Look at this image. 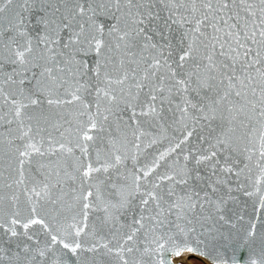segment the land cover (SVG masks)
I'll use <instances>...</instances> for the list:
<instances>
[{
	"label": "water",
	"instance_id": "water-1",
	"mask_svg": "<svg viewBox=\"0 0 264 264\" xmlns=\"http://www.w3.org/2000/svg\"><path fill=\"white\" fill-rule=\"evenodd\" d=\"M247 2L259 14L260 0ZM74 3L83 0H51L48 11L59 8V15L70 18L74 15L70 13ZM88 3L91 7L92 0ZM153 3V11L159 13L156 23L163 27L167 21L177 38L187 31V25L181 28L172 24L169 5L164 0ZM206 3L207 0H196L199 11L193 10L191 2L187 4L188 11L174 9L173 19L179 21L181 15L189 13L202 19L207 11L202 5ZM0 7L4 8L0 12V41L9 44L12 51L16 44H10L11 37L21 45L30 41L33 48L24 65L11 63L8 47L0 55V264H165L167 250L176 245L199 248L209 258L223 259L225 253L230 255L241 243H247L257 264L264 262V158L260 155L264 151V117L245 107L249 100H255L240 83L244 76L238 74L235 82L226 78L221 82L217 76L219 95L226 96L229 89L232 95L226 96L223 103L227 119L218 116L209 123L200 119L202 113L198 110L187 109L183 104L185 98L196 102V92H177L172 87L175 81L171 77L175 75L179 80L183 76L175 63L179 48H168L159 30H154L156 23L146 26L145 35L163 46L162 56L161 48H144L143 40L129 49L126 42L118 40L123 32L112 34L117 21L110 14L90 19L89 12L78 18L70 31L78 32L76 25H83L85 34L96 35L104 49L99 56L93 52L84 57L73 55L71 47L45 43L43 33L36 27L37 12H44L45 0H29L27 6L25 0H11L7 4L0 0ZM130 20L131 17L121 19L119 27L129 30ZM101 23L102 34L97 31ZM192 23L195 26V21ZM21 32L25 35H18ZM61 35L66 44L68 35ZM213 35L209 27L203 35L190 36L187 43H193L198 57L206 52L211 54ZM176 43L173 39L172 45ZM204 43H209L207 49ZM215 51L219 53V44ZM154 57L161 64L166 60L168 67L149 76V72L156 71L150 68ZM70 59L73 65H85L83 76L74 74ZM97 62L103 67L99 75L95 72ZM207 62L205 59L204 63ZM88 65L92 72H87ZM189 67L195 66L188 65L184 71ZM13 75L15 83L7 79ZM251 75L255 77L252 83L259 99L264 75L255 69ZM149 80L168 97L162 104L158 102L159 115L155 118L143 116L139 107H128L129 102L136 103L135 97L144 99L151 85H138ZM236 92L242 95L237 96ZM203 95L201 92L200 96ZM208 95L214 96L215 91ZM74 96L79 99L74 100ZM34 99L39 101L37 105L31 104ZM91 123L96 127L92 128ZM229 130L234 147L239 146L232 159L234 172L240 175H233L227 184H214L216 177L212 176L211 166H197L190 153L199 158L198 150H209L215 137ZM189 131L193 134L185 140ZM85 132L93 139L85 140ZM116 156L120 163L104 171L109 161L115 164ZM89 167L101 170L85 177L83 173ZM143 200L149 203L144 205ZM222 200L226 203L217 211ZM85 203L89 208H83ZM17 214L18 235L11 237L7 229ZM29 217L42 218L47 227L24 229L23 223ZM135 220L140 223H134ZM80 228L84 231L77 236ZM54 235L56 244L51 243ZM127 235H132V240ZM59 241L79 242L81 249L74 255ZM41 251L45 255H40ZM209 258L185 253L170 259L174 264H187L184 259L210 264Z\"/></svg>",
	"mask_w": 264,
	"mask_h": 264
},
{
	"label": "snow or ice",
	"instance_id": "snow-or-ice-1",
	"mask_svg": "<svg viewBox=\"0 0 264 264\" xmlns=\"http://www.w3.org/2000/svg\"><path fill=\"white\" fill-rule=\"evenodd\" d=\"M166 5H169V19L172 20V24H178L181 28L187 25V31H182L180 35L174 37L171 31V24L167 21L161 27L158 23L159 13L153 11L155 7L153 0H92V6H89L88 0H83V3H74L69 17H64L59 15V8L52 11H48L51 5V0H45V10L43 13L37 12L39 19L36 20V27L39 31L43 33L45 43H59L63 48L71 47L73 49V55L87 57L89 54L95 52L97 56L101 55L104 49V44L102 40L97 38L96 35L92 33L85 34L83 25H76L80 28V31H70L73 28L74 22L87 13L91 12V18H96L99 15L110 14L111 18L117 23L112 26V34L117 32H123V35L118 36V40L121 42H126V46L130 49L137 45L140 40H143L144 48H161L160 55H163V46L152 42L151 37L145 35L146 26L156 23V28L154 30H159L161 39L165 41L168 48L171 50L174 47L179 48V53L175 58V63L177 69L183 72L181 79L176 80L175 75L171 77L175 83L172 85L177 92L191 93L196 92L199 99L193 102L191 98H185L183 104L187 109L198 110L202 115L200 119L208 121L209 123L216 120L219 116L220 119H227L224 117L223 103L225 102L226 96H231V89L226 93V96H220L218 91V85H216L217 76L220 77L221 82L226 78L230 82H235L238 79V74L244 76L240 83L248 88L252 93V99L255 100L253 103L251 100L247 102L245 107L252 114H259V116L264 117V87L261 88V95L259 99H256V88L253 86V81L255 77L251 75L253 69L257 73L264 75V0H260V12L257 14L256 10L253 9L252 4L247 2V0H207V3L202 5L207 11L204 12L203 18L200 16L192 15L189 16L181 15L180 20L177 21L173 19L174 9H185L188 11L187 4L191 2L193 4V10L199 11L196 8V0H164ZM3 3H11V0H3ZM29 3V0H25V5ZM246 5V6H245ZM113 8L115 11H113ZM4 8L0 7V12H3ZM117 13H124V16H117ZM125 17H131L129 22L130 29L125 30L119 27V22ZM191 17V19H190ZM182 21V23H181ZM193 21H195V26H193ZM259 21V23H256ZM20 24L23 25L24 21L21 20ZM95 27V24L93 25ZM213 30L214 35L211 37V48L212 53L207 52L204 55L197 56L196 48H194L193 43H187L190 36H195L196 34L203 35L207 28ZM104 25L100 24L97 31L102 34ZM227 29V31H225ZM167 32V34H166ZM61 33L68 35V42L64 43V37ZM20 36H24L25 33H18ZM74 37V39H73ZM176 39L177 43L175 46L172 45V40ZM205 40H208L205 37ZM223 41V42H222ZM10 44H16V50L12 51L9 44H5L0 41V55H2V49L4 47L9 48L10 60L13 65H24L29 61V57L33 52V48L30 46V41L28 45H21L17 42L15 37L10 38ZM219 44L220 51L217 53L215 51L216 45ZM253 45L256 47L253 48ZM203 47L207 49L209 43H204ZM214 57H223L222 60H217ZM207 59V63L204 60ZM155 63L150 65V68L156 69V71L149 72V76H156L157 72L162 67H168L167 61L165 60L161 64V60L158 57H154ZM188 65H194L195 67H189L187 71H184L185 67ZM69 67L74 69V74L84 75L85 65L82 62H76L72 64L71 59L69 60ZM87 72H92L93 69L91 65L87 66ZM103 70L102 65L97 62L95 72L97 75ZM27 71V69L25 70ZM248 73V75H245ZM15 75V74H14ZM14 75L9 76L7 79L15 83ZM159 79V77H158ZM123 83V80L119 81ZM163 82V81H161ZM23 83V81H21ZM151 85V87H149ZM139 87H149V91L144 94V99L140 100L139 96L135 97L136 103L129 102L128 107L136 108L139 107L141 114L145 117H157L159 115L158 102L163 103L168 100V97L164 96L163 89L159 88L157 85L152 84L151 80L148 83L141 82ZM180 86H183L182 89ZM169 91H171L169 89ZM215 91V95H208ZM203 92L204 95L200 96ZM237 96H241V92H236ZM218 97V98H217ZM73 99H79L78 96H74ZM207 101V102H205ZM170 102V101H169ZM38 100H31L32 105H37ZM49 104L53 101L49 99ZM259 105V108H258ZM27 107V106H25ZM179 107V106H178ZM185 109H181L184 111ZM231 111V110H228ZM17 115H19V109H17ZM107 119V117H105ZM235 119V117H233ZM91 127L95 128L96 124L91 123ZM229 132H224L222 135L215 137V143L210 145L209 150H198L199 158L196 154H191V159L195 161L197 166H211L212 176L216 179L213 181L214 184H227L228 180L235 175L239 177V172H234V161L232 155L234 152L239 151V146L235 145V140ZM193 133L188 132L185 136V140L188 139ZM24 135H27L25 133ZM85 140L93 139L92 136L88 135L87 132L84 134ZM264 139V136H262ZM183 143V141L181 142ZM179 146V145H178ZM34 148V145H30ZM39 152V149H34ZM21 155H26V153H21ZM42 155V153H41ZM261 157L264 158V151L260 153ZM251 159V157H249ZM120 163V157H115V164L109 161L107 167L103 170L108 171L109 167H115L116 164ZM101 169H96L89 167L83 174L85 177L90 176L92 172H98ZM243 169H241V172ZM145 172V175H148ZM166 179L171 180L172 177H166ZM211 180V176L209 177ZM215 191V188H213ZM231 192V189H228ZM40 195V193H37ZM89 196L92 193H88ZM151 199H156L151 193H148ZM87 196L84 197L87 200ZM55 203V201H53ZM142 203L147 205L148 200H143ZM226 201H221L217 205V211L221 210V207ZM89 204L85 203L83 205L84 209L89 208ZM262 206H264V198H262ZM171 207H175L172 205ZM192 207H195L193 205ZM171 210V209H170ZM182 219V217H180ZM223 218V217H221ZM144 219V217H141ZM8 223V221H5ZM20 223V216L17 214L15 218L11 220L9 228L7 231L10 233L11 237H16L18 232L16 230V225ZM134 223L139 224L140 220H135ZM190 223V221H189ZM33 226H40L42 229L46 228L42 218L33 219L29 217L26 223H23V228L31 231ZM179 227V225H177ZM255 227V225H253ZM84 229L80 228L76 235H80ZM27 235V233H25ZM132 235H127V239L132 240ZM249 238H251V233H249ZM31 240L32 237L28 236ZM51 243H58L57 236L51 237ZM62 247L72 254H77L81 249V243L73 241L70 243H65L59 241ZM91 250V249H89ZM25 254L29 252V249H24ZM185 253H197L203 258H209L208 253L201 252L199 248L188 247L186 245H176L175 247L167 250V255L165 257V264H174L173 260L170 258H180ZM40 255H45L43 251ZM210 264H257V261L252 258L247 243L238 244L232 249L231 254L225 253L223 259L221 257H211ZM264 264V262H262Z\"/></svg>",
	"mask_w": 264,
	"mask_h": 264
},
{
	"label": "rangeland",
	"instance_id": "rangeland-1",
	"mask_svg": "<svg viewBox=\"0 0 264 264\" xmlns=\"http://www.w3.org/2000/svg\"><path fill=\"white\" fill-rule=\"evenodd\" d=\"M188 264H204L203 262L197 260V259H189L187 260Z\"/></svg>",
	"mask_w": 264,
	"mask_h": 264
},
{
	"label": "bare ground",
	"instance_id": "bare-ground-1",
	"mask_svg": "<svg viewBox=\"0 0 264 264\" xmlns=\"http://www.w3.org/2000/svg\"><path fill=\"white\" fill-rule=\"evenodd\" d=\"M183 261H184L185 263H187V264H188V262H187V260H186V259H184ZM189 264H190V263H189Z\"/></svg>",
	"mask_w": 264,
	"mask_h": 264
}]
</instances>
